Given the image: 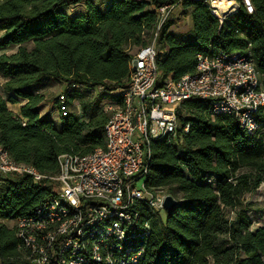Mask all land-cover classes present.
I'll use <instances>...</instances> for the list:
<instances>
[{
	"label": "trees",
	"instance_id": "trees-1",
	"mask_svg": "<svg viewBox=\"0 0 264 264\" xmlns=\"http://www.w3.org/2000/svg\"><path fill=\"white\" fill-rule=\"evenodd\" d=\"M234 1L236 12L220 21L206 0H111L104 10L93 0H0V148L55 175L59 155L104 147L102 102L118 96L111 93L127 84L132 53L153 38L159 85L193 72L199 54L246 50L264 85V0H250L252 12ZM78 4V15L66 11ZM173 4L190 16L188 32L170 29L172 14L159 24L158 9ZM54 84L65 85L64 100L54 99L57 119L39 109ZM210 106L208 99L183 102L175 139L150 143L145 186L164 188L179 204L164 220L140 204L149 229L137 240L139 264H264V224L254 226L249 214L260 209L245 199L264 182V107L250 134ZM52 194L30 175L0 172V264H31L6 221L34 215Z\"/></svg>",
	"mask_w": 264,
	"mask_h": 264
},
{
	"label": "built area",
	"instance_id": "built-area-1",
	"mask_svg": "<svg viewBox=\"0 0 264 264\" xmlns=\"http://www.w3.org/2000/svg\"><path fill=\"white\" fill-rule=\"evenodd\" d=\"M206 1L220 21L238 7L234 0H228L232 5L226 8L216 0ZM242 4L247 12L253 11L250 0ZM177 7H160L159 24ZM157 53L155 38L132 53L128 82L116 92L120 103H106L104 147L59 155L55 175L16 162L0 148L1 173L30 175L53 191L34 215L19 218L12 226L28 249L31 264H139L144 246L137 240L149 229L139 206L146 203L154 211L164 210L168 195L164 188L145 186L150 143L175 139L176 109L183 102L208 99L211 114L234 116L247 133L257 130L255 113L264 107V85L251 51L199 54L193 72L177 79L168 76L161 85ZM58 98L64 100L62 93ZM59 108L65 115L66 107ZM138 180H143L140 187Z\"/></svg>",
	"mask_w": 264,
	"mask_h": 264
},
{
	"label": "rangeland",
	"instance_id": "rangeland-1",
	"mask_svg": "<svg viewBox=\"0 0 264 264\" xmlns=\"http://www.w3.org/2000/svg\"><path fill=\"white\" fill-rule=\"evenodd\" d=\"M93 1L98 7L104 10L111 0H93ZM82 10H83L82 4H78V5H75V6H72L66 9V11L69 14H77V15ZM171 14H172V18L175 21L174 24L170 28L172 31L186 32L189 30V28L191 27L190 16L182 13V10L180 7L175 8ZM0 82H1V79H0ZM64 90H65V85L54 84L46 91V99L44 102H42L41 106L39 107L42 115L50 113V116L52 118L57 119L59 117L60 113H59L58 108L53 107L54 99L57 97V95L62 93V91ZM92 90L94 91L95 94L101 91V89L98 87H93ZM114 93L116 92L111 93V95H115ZM110 100L111 98L109 95L103 100L102 108L104 111H105L106 103L110 102ZM11 107L13 109H16L18 105H13ZM176 141L177 140H174L173 142L176 143ZM142 181L143 180L137 181L138 187L141 186ZM245 199L252 202L255 205V207L260 209L257 212H249L250 217L254 221V226L264 224V182L260 184V186L257 188V190L254 193L246 195ZM155 212H157L162 217L163 220L165 219V216H166L165 210H161V211L155 210ZM6 223L9 224L10 226H13L15 221H7Z\"/></svg>",
	"mask_w": 264,
	"mask_h": 264
},
{
	"label": "water",
	"instance_id": "water-1",
	"mask_svg": "<svg viewBox=\"0 0 264 264\" xmlns=\"http://www.w3.org/2000/svg\"><path fill=\"white\" fill-rule=\"evenodd\" d=\"M179 204V201L172 197L171 195H166L163 201V209L165 212L169 213L173 211Z\"/></svg>",
	"mask_w": 264,
	"mask_h": 264
},
{
	"label": "bare ground",
	"instance_id": "bare-ground-1",
	"mask_svg": "<svg viewBox=\"0 0 264 264\" xmlns=\"http://www.w3.org/2000/svg\"><path fill=\"white\" fill-rule=\"evenodd\" d=\"M215 3H216V5H218L219 7H222V8H226V7L232 5V2H230L228 0H216Z\"/></svg>",
	"mask_w": 264,
	"mask_h": 264
},
{
	"label": "crops",
	"instance_id": "crops-1",
	"mask_svg": "<svg viewBox=\"0 0 264 264\" xmlns=\"http://www.w3.org/2000/svg\"><path fill=\"white\" fill-rule=\"evenodd\" d=\"M191 20V19H190ZM191 26H192V23H191ZM191 29V27L189 28V30ZM188 30V31H189ZM188 31H186V32H188ZM115 95H117V93H115ZM110 102H112V103H114V104H118V103H120V97H118V96H116L115 98H111V100H110ZM18 109V108H17ZM16 109V110H17Z\"/></svg>",
	"mask_w": 264,
	"mask_h": 264
}]
</instances>
